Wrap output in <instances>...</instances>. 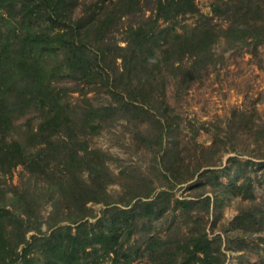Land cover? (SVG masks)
Listing matches in <instances>:
<instances>
[{
  "label": "rangeland",
  "instance_id": "obj_1",
  "mask_svg": "<svg viewBox=\"0 0 264 264\" xmlns=\"http://www.w3.org/2000/svg\"><path fill=\"white\" fill-rule=\"evenodd\" d=\"M103 1L115 0H80L72 14L62 15L67 18L57 21L56 12L54 20L73 27L68 17L73 23ZM231 2L195 0L200 13L212 17L216 3ZM142 6L145 17L156 14V0ZM50 13L37 16L48 19ZM194 19L180 18L177 30ZM132 20L125 16L107 35L109 55L115 46H127L123 25ZM250 20L198 57L161 64L149 105L116 99L108 88L90 91L87 97L101 109L103 121L96 134L82 133L80 144L100 155L84 158L73 170L59 167L58 178L33 175L24 165L1 174L0 212L9 220L7 243L15 249L6 264H63L47 253L68 239L70 230L75 233L79 224L86 225V233L116 227L127 214L135 220L132 228L121 224L131 235L128 246L141 251L161 239L181 254L203 239L211 264H264V15L261 23ZM214 22L224 24L216 17ZM36 24L46 28L51 22ZM108 66L121 71L122 60ZM73 98L80 106V95ZM83 258V264H114V257L94 244ZM183 258L171 263L182 264ZM132 264L156 263L146 254Z\"/></svg>",
  "mask_w": 264,
  "mask_h": 264
},
{
  "label": "trees",
  "instance_id": "obj_2",
  "mask_svg": "<svg viewBox=\"0 0 264 264\" xmlns=\"http://www.w3.org/2000/svg\"><path fill=\"white\" fill-rule=\"evenodd\" d=\"M79 1L28 4L24 0H0V175L24 165L33 175L58 178L59 167L73 170L84 158L100 155L80 144L82 133L96 134L103 121L101 109L87 97L90 91L108 88L116 99L149 105L161 64L198 57L224 34L230 36L234 26L248 24L249 19L261 23L264 15V0H235L225 7L216 3L213 14L224 24L201 14L195 0H156V14L149 17L143 13L145 0H115L109 4L103 1L100 6L96 3L87 10L88 15L73 23L68 17L73 27L57 25L60 18H67L62 16L66 11L72 14L76 10ZM39 11L51 13L46 19L37 16ZM127 15L133 16L123 25L127 46H115L116 52L109 55L111 49L104 41ZM187 16L195 17L194 23H185L178 31L176 24ZM47 20L51 24L46 28L36 26ZM160 22L167 27L161 28ZM117 59L122 60V70L110 72L108 65ZM71 83L74 88L68 87ZM74 93L80 95V106L73 105ZM25 118H29L27 122H23ZM80 152L84 153L82 160ZM130 220L135 221L127 214L116 227L92 233L84 232L86 225L79 224L77 231L70 230L68 239L55 244L47 257L54 263L83 264L87 248L94 244L105 255L113 256L114 264H132L146 254L156 264H172L171 259L178 255L184 257L182 264H192L191 259L194 264L213 262L208 241L203 239L195 241L192 249L183 247L181 254L172 252L169 243L161 239L149 242L144 251L128 246L131 235L123 229L134 226ZM6 221L0 212V264H6L15 252L7 243Z\"/></svg>",
  "mask_w": 264,
  "mask_h": 264
}]
</instances>
